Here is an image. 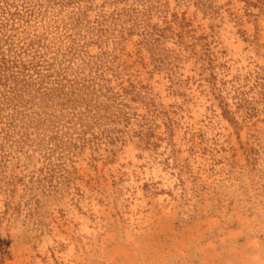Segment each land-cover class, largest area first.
Here are the masks:
<instances>
[{"label":"rangeland","instance_id":"rangeland-1","mask_svg":"<svg viewBox=\"0 0 264 264\" xmlns=\"http://www.w3.org/2000/svg\"><path fill=\"white\" fill-rule=\"evenodd\" d=\"M0 264H264V0H0Z\"/></svg>","mask_w":264,"mask_h":264}]
</instances>
